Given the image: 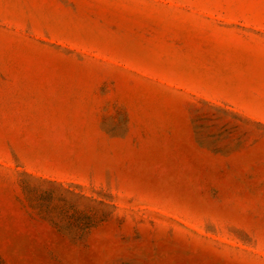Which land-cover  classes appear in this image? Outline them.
<instances>
[{
	"label": "rangeland",
	"instance_id": "374dc122",
	"mask_svg": "<svg viewBox=\"0 0 264 264\" xmlns=\"http://www.w3.org/2000/svg\"><path fill=\"white\" fill-rule=\"evenodd\" d=\"M0 264H264V0H0Z\"/></svg>",
	"mask_w": 264,
	"mask_h": 264
}]
</instances>
